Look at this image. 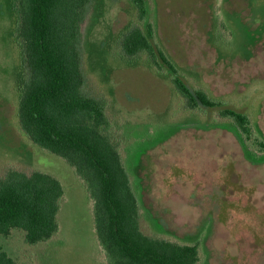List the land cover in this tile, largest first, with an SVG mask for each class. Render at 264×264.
<instances>
[{
    "label": "rangeland",
    "instance_id": "374dc122",
    "mask_svg": "<svg viewBox=\"0 0 264 264\" xmlns=\"http://www.w3.org/2000/svg\"><path fill=\"white\" fill-rule=\"evenodd\" d=\"M155 2L158 38L170 57L194 85L250 115L264 138V0ZM219 11L243 22L229 37L239 54L213 41ZM133 21L127 0H91L80 51L83 92L105 100L111 121L129 133L135 192L160 220L155 229L164 228L147 231L165 239L198 237V264H264V164L248 163L234 136L221 129L190 127L168 138L188 116L182 99L143 58L119 61L120 36ZM14 24L9 0H0V177L10 169L40 170L60 180L65 196L54 238L30 246L12 231L0 246L18 264H106L83 185L65 161L41 151L20 129Z\"/></svg>",
    "mask_w": 264,
    "mask_h": 264
},
{
    "label": "trees",
    "instance_id": "16d2710c",
    "mask_svg": "<svg viewBox=\"0 0 264 264\" xmlns=\"http://www.w3.org/2000/svg\"><path fill=\"white\" fill-rule=\"evenodd\" d=\"M90 1L9 0L15 19L11 37L20 53L15 85L20 129L41 151L65 161L83 185L106 264H198V237L149 234L147 229H155L159 219L141 205L135 192L132 175L138 172L130 174L129 133L111 121L105 100L83 92L80 43ZM127 1L134 21L120 36L119 61L134 64L143 58L182 99L188 116L168 138L190 127L221 129L234 136L248 163L264 164V138L250 115L194 85L161 45L155 0ZM221 12L214 18L213 41L239 54L229 48V37L241 32L243 22ZM208 112L210 120L201 121L209 118ZM64 196L63 184L50 173L6 171L0 177V237L19 231L30 246L47 243L59 231ZM0 264L18 263L0 246Z\"/></svg>",
    "mask_w": 264,
    "mask_h": 264
}]
</instances>
